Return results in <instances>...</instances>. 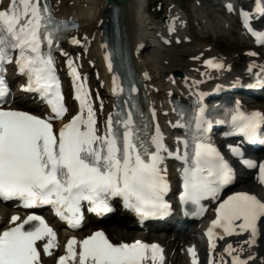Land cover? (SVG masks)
<instances>
[{"label": "snow or ice", "instance_id": "obj_1", "mask_svg": "<svg viewBox=\"0 0 264 264\" xmlns=\"http://www.w3.org/2000/svg\"><path fill=\"white\" fill-rule=\"evenodd\" d=\"M241 16L245 28L257 42L264 43V31H255L249 26L247 12L241 10ZM68 28L67 21L52 14L46 0H10L0 9V102L9 92L4 77L5 64L14 61L18 71L27 76L26 89L37 92L50 106V114L44 117L0 107V197H19L25 207L50 204L73 228L78 227L81 220V201H88L92 211L104 213L110 211L109 196L122 197L125 206L141 217L162 215L169 205L163 198L168 185L160 167L164 159L161 153L167 149L159 127L156 126L154 133L147 132V124L138 122L134 113L128 111L110 113L103 122V129L98 128L89 92L83 83H76L80 76L71 60L68 64L76 83L80 110L54 131L53 121L62 118L67 108L52 50L65 37ZM71 42L80 43L75 37ZM105 59L111 70V54L106 53ZM205 63L211 67L221 66L212 60ZM257 82L264 83V79L258 78ZM113 91H123L115 76ZM130 91L135 92V87ZM236 105L229 110L233 130L250 142L264 144V114L241 110L238 101ZM180 114L183 115V110ZM193 119L194 130L189 125L193 151L190 157L187 151L183 157L188 166L184 169V190L180 199L198 205L197 214H200L204 211L201 199L217 198L221 188L232 182L233 174L216 148L206 142L207 128L212 121L203 105L196 109ZM183 143L187 149L190 141ZM232 151L240 154L238 148ZM243 162L249 168L258 167V180L264 184V163ZM215 211L216 219L207 230L211 248L216 246L213 232L216 226L225 235L249 232L244 243H256L257 222L264 218V200L249 192H235ZM19 219L13 216L14 226L0 232V264H41L37 241L47 238L43 251L51 255L50 249L56 246V233L39 215H28L15 223ZM77 243L79 253L74 247ZM224 251L231 255L232 264H247V260L232 255L235 250L231 244ZM149 252L153 262L163 259L156 244L139 240L113 243L103 231H96L79 242L70 238L66 254L59 257L58 264H68L77 257L78 264H145ZM189 252L193 264H197L195 249L190 248Z\"/></svg>", "mask_w": 264, "mask_h": 264}, {"label": "bare ground", "instance_id": "obj_2", "mask_svg": "<svg viewBox=\"0 0 264 264\" xmlns=\"http://www.w3.org/2000/svg\"><path fill=\"white\" fill-rule=\"evenodd\" d=\"M51 1L52 6L57 12V14L67 16L74 15V17L81 22V26L76 29L72 33L71 37L67 40V46H69L73 51L77 52L81 49L89 47L91 43L93 45V42H97L98 47L101 48L100 39L103 31L100 22H102V19L106 16L107 12L109 11V7L107 6V0H95L94 2H92L91 11H87V9L83 7L85 10L84 17H80L75 12L77 9L75 7L74 10V6L71 3V0ZM171 1L175 2L174 0ZM172 2H168V6L172 4ZM180 2H182L186 8L191 10L198 8L197 6H195L192 0H180ZM81 4L85 3L83 2ZM145 4L146 0H127L125 4L121 5L119 18L122 27L123 41H125V43H127V45L135 51L134 58L135 62L139 67L140 73L143 72L142 68L145 70L144 67L139 66V58L143 56V51L149 50L155 53L154 60H156L159 64L158 67L156 66L157 68H154L153 70L152 68H150L149 70H147L149 78L147 82H149L150 84L149 92L151 94L159 89V91L154 93L157 95L159 103L162 102L163 96H166V94L171 97L177 93L175 91H172V94H170L169 90H171V88L167 86L168 83L165 81L166 77L172 79L170 78V75L174 74L175 71H182L187 76L197 77L198 82H208L210 80L208 78H211V76L206 67L205 61H207V59L209 58L222 56V58L226 60V63L228 65H231L233 68L239 71L241 78H245L249 75V71L247 69L248 66L251 65L250 60H253L252 65L258 64L264 66L263 52H260L262 53V55L258 53L259 56L257 57L253 55L254 59H252L253 57L249 55L251 52L246 53L244 51H238V49H236L250 46L249 40L247 38H244L241 33L237 30V22L235 23L234 21L227 18L225 15L223 19L219 15H216L215 11H210L208 6L200 7L203 9L204 12H206V16L196 18L200 21V23L197 26H193L194 28L196 27L197 30L191 36V42H184L183 40H185V38L184 36H182L181 38L183 40L180 41L179 44L177 43L176 39L173 38L174 44L172 46L161 47V39L159 41V39L157 38V34L161 30V24L164 23V17L169 16L165 15L159 21H155L151 15H146L143 13ZM215 9L219 10L216 7ZM220 11L222 10L220 9ZM177 14L180 13L178 12ZM205 17L206 20H204ZM191 28L192 27H190L189 29ZM72 37L78 39L80 43L73 44L71 42ZM94 37H96V40L94 39ZM139 43L143 44V46L139 50L140 53H138L136 50ZM219 43L220 45H225L226 47H228L229 51L227 52L221 49H216V45ZM261 50L262 49H259V51ZM81 52H84V50ZM90 52V55H88L87 53L86 55H82L83 60L81 59L80 63L82 69L85 71L82 73L83 77L86 79V81L93 82L92 77H90V69L85 70V67L87 66L85 62L89 63L90 61H94L95 52L93 50H90ZM100 52L102 55V48ZM142 64L144 65V63ZM154 73H157L158 76L156 74L154 75ZM159 77H164V81L160 88L156 84H151V81L155 83L157 78ZM181 80H183V78ZM110 82L111 81L109 77L107 83L109 84ZM153 103H155L154 99ZM257 106L264 108V103H261ZM108 114V111L100 110L96 112V116L98 119V128H100L101 130L103 129V117H106V115ZM239 181L244 182L245 178L243 176H240ZM243 189L254 190L251 185L247 184L243 187ZM6 210L7 207L0 204V213L4 215ZM257 226L258 233L259 228L261 233L264 232V226L260 224ZM113 228L115 230V227ZM123 231L126 233V235L137 233V231L129 229L128 226L119 227V230H117L116 232L121 233ZM151 234L153 233H150V235ZM249 235V232H243L239 237L231 239L230 242L233 246V249L236 251V253L240 254L243 257L252 256L253 259H250L248 264H264V255L262 254V252H260L261 250L259 249L260 247L257 243L260 240V234L259 237H256L255 244L244 243V241L249 238ZM158 236V238H160V240L166 244L168 252H170L171 254L174 253L176 255L175 258L177 260L181 257V241H187L191 235L190 232H186L182 234L181 237L170 240H168L167 236L164 234H162L161 236L160 234H158ZM46 242L47 238L38 242V246L40 247L43 254L41 263L52 264L55 253L58 251L59 248H63L64 244H61L60 235H56V246L50 249L51 255L46 256V253H44L43 251V244ZM241 248L243 249V251H241ZM229 260L230 259L227 257V253L225 251H221V254L216 253V257L214 259H209L208 264H229Z\"/></svg>", "mask_w": 264, "mask_h": 264}, {"label": "rangeland", "instance_id": "obj_3", "mask_svg": "<svg viewBox=\"0 0 264 264\" xmlns=\"http://www.w3.org/2000/svg\"><path fill=\"white\" fill-rule=\"evenodd\" d=\"M95 0H83V1H80V0H71V3L73 4V8H74V10H75V7H76V13L80 16V17H84L85 16V10H84V8L85 9H87V11H91V4H92V2H94ZM163 2H164V4H166V1L167 0H162ZM176 1H178V2H180V0H176ZM85 3V4H81V3ZM82 5H84V6H82ZM180 6H182L183 8H185L187 11H188V13L191 15V14H195V18L193 19L194 20V22H195V25H194V23H193V26H196L197 24H198V22H199V20L198 19H196V18H199V17H201V16H203V14H204V12H203V10H193L194 12H192V10L191 9H188V8H186L185 6H184V4L182 3V2H180ZM84 7V8H83ZM217 8V7H216ZM218 9H220V8H218ZM164 14H165V11H164ZM199 14V15H198ZM201 14V15H200ZM204 20H205V18H204ZM193 26H191L192 28H191V30H190V32H191V34H194V32H196V30H197V28L195 29ZM216 49H221V50H223V51H229V48L228 47H226L225 45H220V43L219 44H217L216 45ZM236 49H238V51L240 50H243V49H245L244 47L243 48H236ZM236 51V50H235ZM145 52V51H144ZM151 67L154 69V68H156V64L154 63V64H151ZM157 75L158 76V74L157 73H154V75ZM161 76V75H160ZM156 82L159 84V85H161V83H162V77H159V78H157V80H156ZM263 224H264V221H263ZM112 229H114L113 227H111ZM199 228V227H198ZM116 231L117 230H119V229H115ZM116 231H113V230H109L108 232H109V234H110V236H112L113 238H115V239H120V238H126V239H129V238H132L133 236H128V235H126V233L123 231V232H121V233H119V232H116ZM123 233V234H122ZM263 233V240H262V242H261V246H260V250H261V252H263L264 253V232H262ZM128 236V237H127ZM165 240V239H164ZM186 241V240H185ZM180 250H181V253H182V255L183 254H185V251H184V249H183V247H181L180 248ZM262 253V254H263ZM264 255V254H263Z\"/></svg>", "mask_w": 264, "mask_h": 264}, {"label": "water", "instance_id": "obj_4", "mask_svg": "<svg viewBox=\"0 0 264 264\" xmlns=\"http://www.w3.org/2000/svg\"><path fill=\"white\" fill-rule=\"evenodd\" d=\"M107 1L110 6L114 5L115 3L125 4L127 2V0H107Z\"/></svg>", "mask_w": 264, "mask_h": 264}]
</instances>
